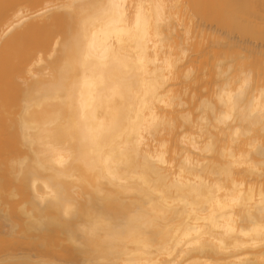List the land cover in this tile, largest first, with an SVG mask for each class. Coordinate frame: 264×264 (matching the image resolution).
Segmentation results:
<instances>
[{"label": "snow or ice", "instance_id": "obj_1", "mask_svg": "<svg viewBox=\"0 0 264 264\" xmlns=\"http://www.w3.org/2000/svg\"><path fill=\"white\" fill-rule=\"evenodd\" d=\"M254 7L48 0L25 13L0 0V15L36 24L5 50L16 94L0 123L18 142L0 152V210L13 221L0 264H185L193 252L208 258L199 264H264V53L257 71L243 53L197 49L192 23L219 11L255 30L242 12ZM45 42L48 83L36 93ZM37 95L48 108L38 140ZM36 234L83 259L18 256Z\"/></svg>", "mask_w": 264, "mask_h": 264}, {"label": "bare ground", "instance_id": "obj_2", "mask_svg": "<svg viewBox=\"0 0 264 264\" xmlns=\"http://www.w3.org/2000/svg\"><path fill=\"white\" fill-rule=\"evenodd\" d=\"M25 6L24 11L28 13L29 5L38 7L41 3H47L48 0H18ZM192 2L206 3H225L230 5H255L252 9H243V13H251L256 18L257 28L251 30L239 23H232L224 18L225 13L219 11H204L192 21L194 26V36L197 38V49L204 48L206 52H217L221 50H233L237 53H243L249 60L255 62L257 71L259 70V61L261 54L264 53V36L261 35L258 24L260 17L261 0H192ZM14 13L12 16L0 15V107L3 106L7 99L9 103L14 102L16 94V85L14 83V74L16 66L10 64L5 70V50L11 48L14 42L22 35L33 32L36 28L34 21L30 20L27 15L16 19ZM15 28L8 37L7 42L3 39L6 30ZM201 40L203 43H201ZM54 44V40L52 41ZM44 62L41 63V57ZM49 56L48 44L38 45L35 52L34 61V78L31 81V87L36 93L42 92L46 84L47 73L49 71L47 57ZM191 66V65H190ZM227 69H225L226 71ZM35 107L32 112V121L35 124L32 135L38 140L41 133L42 121L48 111L47 106H42V96L37 95L35 98ZM17 131L9 128L5 132L4 126L0 123V152L5 149V141L7 140V148L9 151L15 150L17 146ZM37 147L39 145L37 144ZM42 191V189H38ZM13 221L6 219L3 210H0V238L6 231H10ZM243 227V225H238ZM16 254L21 258L33 261L41 259H51L60 261H79L83 259L80 253L73 251L71 248L52 246L47 242L44 234H36L27 240L20 241L15 245ZM208 259L206 256L193 252L188 255L185 264H199V262Z\"/></svg>", "mask_w": 264, "mask_h": 264}]
</instances>
